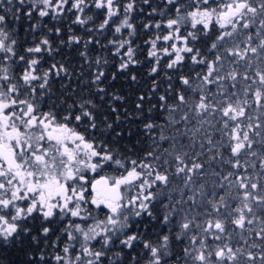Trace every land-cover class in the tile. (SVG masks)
I'll return each instance as SVG.
<instances>
[{
    "label": "snow or ice",
    "instance_id": "obj_1",
    "mask_svg": "<svg viewBox=\"0 0 264 264\" xmlns=\"http://www.w3.org/2000/svg\"><path fill=\"white\" fill-rule=\"evenodd\" d=\"M0 264H264V0H0Z\"/></svg>",
    "mask_w": 264,
    "mask_h": 264
}]
</instances>
